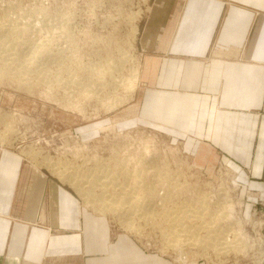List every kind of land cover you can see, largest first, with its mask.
Masks as SVG:
<instances>
[{
	"label": "rangeland",
	"instance_id": "1",
	"mask_svg": "<svg viewBox=\"0 0 264 264\" xmlns=\"http://www.w3.org/2000/svg\"><path fill=\"white\" fill-rule=\"evenodd\" d=\"M152 1L0 0V23L5 20L3 24L31 22L35 24L36 18L40 23H44V27H41L43 29L37 31L35 36L31 35V38L35 41L38 39V43L50 39L48 43L52 42L49 45L51 50L45 53L51 55L53 54L51 51H54V54L61 52V55H65V63L60 65V69L64 70V67L69 69L68 73H72L69 75L72 81L80 78L84 85L92 75L97 81L98 74L106 68L109 59L112 60L114 67L124 65L119 71L120 75L118 74L120 79L117 77L118 95L104 94V96L109 95V99H113L111 100L113 104H110L112 108L109 107L110 110H107L101 105L100 108L94 109L93 101L85 98L86 102L84 99L81 100L78 89H74L75 85L77 87L76 83L66 85L67 91H64L62 85L47 88L42 83L36 84L35 79L30 80L32 85L30 82L20 84L19 79L22 76L17 80L19 73L10 70L7 66L11 61L9 57L0 61V148L17 153L25 163L39 167L49 178L70 191L84 207L97 216L105 217L112 239L119 234L127 235L142 248L144 253L155 255L159 264H164L163 261L165 264H264V225L262 227L259 225L264 222V200L261 199L259 191L241 182L247 181L244 171H241L238 165V167L231 165V160L226 157L216 162L200 164L195 162L193 156L185 149L183 140L173 139L171 134L165 131L142 124L136 115L139 112V105L136 102L143 87L141 81L143 55L139 38ZM58 15L68 21L66 28L49 27L50 23L57 22L55 18L60 20ZM63 22L64 20L60 21L62 24L66 23ZM4 26L0 28V39L7 40L4 38L5 35L2 38V34L8 30L7 25ZM134 27L137 28L136 32ZM22 30L17 31L14 37H10L9 43L8 41L3 43L5 51L13 43L16 46L17 42L15 44L14 39L25 37L28 30L25 28ZM46 32L51 35H47ZM10 51L11 49L8 52ZM124 55L125 61H122ZM3 66L6 67L5 70ZM87 68L88 71H85ZM96 68L97 70L100 68V72ZM134 70L140 72V86L135 91L122 90V81H127V78L129 81ZM27 84L30 85L27 87ZM72 86L75 94L72 99L78 98L80 104L82 101V105L87 107H84L87 109L84 113L71 107L67 101L71 98L69 88ZM117 96H124L127 101L116 105ZM112 153L120 161L115 160ZM46 158L52 161V165L56 162L61 168L58 164V166L49 164L50 167L46 165L48 164ZM123 163L126 167L120 169ZM106 166L112 169L115 167L116 170L109 174L108 189L97 188L95 197L106 191L103 196L115 198L116 194L122 193L126 180L129 189H132L135 186L134 178H138L140 172L141 175L149 178H145L147 183L158 185L157 187L163 189L166 187L159 193L162 194L161 196L165 194V199L160 200L162 204L159 201L158 207L160 208L164 201L167 215L164 214L166 211L157 210L143 218L138 215L140 218L135 220L129 221L128 217L129 222L133 221L136 226L141 225L143 230L139 231L141 233H136L134 227L135 232L125 231L117 217L109 211H104L105 209H100L98 204L92 203L90 200L93 198L92 195V198L90 196L88 199L87 193L78 191L79 187H76L75 179L72 182L66 180V175L72 174L75 169H79L80 177L85 178L87 173H90V168H106ZM152 169L167 174L154 177L149 172ZM56 170L65 171L61 173ZM237 171L239 173H236ZM163 178L169 181L162 182ZM94 184L95 182L92 181L91 186ZM83 186L86 188L87 183ZM115 187L117 189L114 191ZM99 200L101 198L95 202L98 203ZM109 201L111 202V199ZM221 211L223 214L219 216ZM171 214H174L178 220L171 222L169 219ZM197 214L202 217L200 222L195 218L198 217ZM161 218L165 221L163 219L161 221ZM155 219H158V222ZM211 220H216V227L207 229V224ZM196 222L199 223L194 225L193 223ZM186 223L189 226L181 231L180 228ZM211 234L214 235V240ZM187 237L197 240L199 238L197 244L200 245L196 243L190 245V239L187 240ZM212 242L214 244L209 245ZM176 245L177 248L174 247Z\"/></svg>",
	"mask_w": 264,
	"mask_h": 264
},
{
	"label": "crops",
	"instance_id": "2",
	"mask_svg": "<svg viewBox=\"0 0 264 264\" xmlns=\"http://www.w3.org/2000/svg\"><path fill=\"white\" fill-rule=\"evenodd\" d=\"M139 46L140 122L183 140L199 164L228 158L264 200V0H153ZM0 264L159 261L0 148Z\"/></svg>",
	"mask_w": 264,
	"mask_h": 264
},
{
	"label": "bare ground",
	"instance_id": "3",
	"mask_svg": "<svg viewBox=\"0 0 264 264\" xmlns=\"http://www.w3.org/2000/svg\"><path fill=\"white\" fill-rule=\"evenodd\" d=\"M60 16V17H59ZM58 17L60 18V20H58V19H56L55 18V20H57V22L55 23H50V25H49V27H53V28H59V27H61V26H63V28H66L67 27V23H68V21L66 20V19H61L62 18V16L61 15H58ZM61 20H64V22H66V23H64V24H62V23H60V21ZM66 20V21H65ZM3 22H1L0 23V28L2 27V26H4V25H7V27H6V29H11L10 31H8V30H6L5 31V33H3L2 34V38H3V36H4V38L5 39H7V40H2V39H0V61H3V59H8V57H9V59L11 60L10 62H9V65H7L9 68H10V70H16V72H18L19 73V76H17L16 77V79L17 78H19V77H21L19 80H21V83L20 84H22V83H25V82H30V80H32V79H35V83L36 84H38V82L39 83H42V84H44V85H46V87L47 88H53L54 86H58V85H62L63 86V88H64V91L66 90H68V89H66V85L68 86V84H71L72 85V83H76L77 84V87H76V85H75V90L76 89H78V93H80V97L82 98L81 100H83L84 98L85 99H88V100H90V101H93L95 104H93V107H94V109H98V108H100L99 106L101 105V106H105V109L107 108V110H110L112 107H110L111 105L110 104H113V103H111V100H113V99H109V95L108 96H104V94L106 93H108V94H112V95H118L117 93H118V89H119V82H118V80H117V77H118V74H119V71L123 68V66L121 65V64H119V65H121V66H116V67H114V65H113V62H112V60L111 59H109V60H107V65H106V68H104V70H102L103 68H101V70H102V72L101 73H99L98 75H99V79L96 81L95 79H93V75L92 76H90L89 77V79H88V81L87 82H85V84L84 85H82V81H80V80H82V79H80V78H78L79 80H77V78H75V79H73V81H72V78H70V76L69 75H72V73L70 74V73H68V72H70L69 71V69H67V68H65L64 67V70L63 69H60V65L62 66L63 65V63H65L64 62V60H65V55H61L62 53L61 52H59V54L58 53H56L55 52V54H54V51H51V52H53V54H51V55H47L46 53H45V51H47V50H49L50 48H49V45H50V43H52V42H50V43H48V41L50 40H48V39H45V40H42V41H40L39 43L37 42L38 41V39H37V41H35L34 39V41L32 40V38H31V35H34L35 36V34L37 33V31H41L43 28H41V27H44V23L43 22H39L40 20L38 19V18H36V23L34 24V23H18V24H14V23H11V24H3V23H5L4 21L5 20H2ZM28 21V20H27ZM30 21V20H29ZM28 21V22H29ZM43 21V20H42ZM51 21V20H50ZM49 21V22H50ZM47 24H48V22H47ZM66 24V25H65ZM69 24V23H68ZM45 25H46V23H45ZM66 26V27H65ZM137 26V25H136ZM47 27V26H46ZM4 28H5V26H4ZM27 29L28 31L26 32V35H25V37H23V38H21V37H18L17 39H14L15 41H13V42H15V44H16V42H17V44H16V46L14 45V43L12 44V45H10V46H8V47H10V48H8L7 47V45H6V47H7V49H6V51H5V45L3 44L5 41H8V43H9V40L8 39H10V37H14V35H15V33L18 31V32H21L20 30H22V29ZM62 29V28H61ZM136 27H134V31L136 32ZM66 30V29H65ZM23 31V34H24V30H22ZM55 31V30H54ZM53 31V32H54ZM64 31V30H63ZM52 32V33H53ZM43 33V32H42ZM47 33V35H51L50 33H48V32H46ZM55 34V33H54ZM46 35V34H45ZM0 36H1V34H0ZM18 36V35H17ZM16 36V37H17ZM37 37V36H36ZM51 37V36H50ZM58 39V38H57ZM17 40V41H16ZM31 40H32V42H31ZM54 40V39H53ZM59 40V39H58ZM11 42V41H10ZM32 44H31V43ZM35 42V43H34ZM31 44V45H30ZM13 45H14V47H13ZM34 48V49H33ZM56 48V47H55ZM11 49V51L10 52H8L9 50ZM51 50V49H50ZM3 52H5V53H3ZM7 52V53H6ZM48 52V51H47ZM50 52V51H49ZM48 52V53H49ZM12 53H13V55H12ZM45 53V54H44ZM61 53V54H60ZM14 54H17V55H14ZM38 54H40V55H38ZM41 54H43V55H41ZM56 54H58V55H56ZM8 61V60H7ZM122 61H125V55L122 57ZM5 63V66H6V62H4ZM3 63V64H4ZM120 63H121V60H120ZM2 64V65H3ZM7 64H8V62H7ZM100 64V63H99ZM1 65V66H2ZM88 65V64H87ZM5 66H3L4 67V70H5ZM94 66H96V65H94ZM70 67V66H69ZM100 67V66H99ZM1 68V67H0ZM89 68V67H88ZM88 68L87 69H85V71H88ZM98 68V67H97ZM97 68H96V70H97ZM84 69V68H83ZM92 69V68H91ZM93 69H94V67H93ZM92 69V71H94ZM3 70V69H2ZM1 70V71H2ZM4 70H3V72H4ZM70 70H71V68H70ZM9 71V70H8ZM97 71H99L100 72V68L97 70ZM9 72H11V71H9ZM80 72V71H79ZM131 72V71H130ZM133 72V74H132V76L130 77V80L128 81V78H127V81L126 80H124V81H122L123 82V88H122V90H125V91H135V89H137L139 86H140V75H139V73L140 72H138L137 70H134V71H132ZM3 74V73H2ZM5 74V73H4ZM8 74H10V73H8ZM7 74V75H8ZM15 74V73H14ZM13 74V75H14ZM75 74V73H74ZM97 74V73H96ZM11 75V74H10ZM88 76H89V73L87 74ZM120 75V74H119ZM0 76H1V74H0ZM3 76V75H2ZM9 76V75H8ZM16 76V75H15ZM33 76H34V78H33ZM122 76V75H121ZM120 76V77H121ZM11 77V76H10ZM106 77H108V78H106ZM29 78V79H28ZM83 78V77H82ZM85 78V77H84ZM88 78V77H87ZM97 78V77H96ZM119 78V77H118ZM125 78V77H124ZM1 79V78H0ZM120 79V78H119ZM18 80V79H17ZM29 80V81H28ZM83 81H84V79H83ZM19 82V81H18ZM17 82V83H18ZM31 83V85H32V81L30 82ZM30 84H27V87L29 86ZM81 85H82V87H81ZM24 86V85H23ZM21 87V86H20ZM26 87V86H25ZM58 88V87H57ZM28 89V88H27ZM29 89H31V88H29ZM28 89V90H29ZM47 90H49V89H47ZM50 91V90H49ZM69 94L71 95V98L70 99H68L67 101L70 103V106L71 107H74V108H76V109H78L80 112H82V113H84L87 109H85L84 107H86L85 105L83 106L82 105V101H81V104L79 103V101H78V98H77V100H73L72 99V97H74L73 96V86L71 87V88H69ZM68 94V95H69ZM77 94V93H76ZM70 95H69V97H70ZM75 95V94H74ZM85 99H84V102H86L85 101ZM126 100V98L124 97V96H117V98H115V102H116V105H120V104H123V103H125L124 101ZM127 101V100H126ZM90 106V105H89ZM90 107H92V106H90ZM92 107V108H93ZM109 107H110V109H109ZM87 108V107H86ZM102 108H104V107H102ZM90 111V110H89ZM94 111V110H93ZM91 112H92V110H91ZM5 118H7V117H5ZM7 128V127H6ZM66 134V133H65ZM118 144V143H117ZM125 146V145H124ZM117 147V146H116ZM120 147V146H119ZM31 149H32V147H30ZM124 150H125V148H124ZM29 152V151H28ZM30 152H32L31 150H30ZM37 153V152H36ZM35 153V154H36ZM118 153V152H117ZM112 155H113V153H112ZM118 155V154H117ZM33 156H35L34 154H33ZM37 156V155H36ZM35 156V157H36ZM114 156V155H113ZM158 156V155H157ZM82 157V156H81ZM110 157V156H109ZM108 157V158H109ZM115 157V156H114ZM128 157H130V156H128ZM110 158H113V157H110ZM116 158V157H115ZM90 159V158H89ZM119 159V158H118ZM117 158L115 159V160H118ZM128 159V158H127ZM142 159V158H141ZM152 159V158H151ZM114 160V161H115ZM140 160V159H139ZM45 161H46V163H48V164H46V165H49V164H51V162L52 161H49L47 158L45 159ZM57 161V160H56ZM119 161H120V159H119ZM55 164L54 165H56V166H58L59 164L58 163H56V162H54ZM65 163V162H64ZM68 163V162H67ZM66 163V164H67ZM105 163V162H104ZM125 163V162H124ZM123 163V166L120 168V169H124V167H126V165ZM58 164V165H57ZM62 164V163H61ZM114 164H115V162H114ZM117 164H119V163H117ZM142 164V163H141ZM153 164V163H152ZM52 165V164H51ZM51 165H49V167L51 166ZM54 165H52V166H54ZM65 165V164H64ZM103 166V165H102ZM109 166V165H108ZM108 166H106V168H103V167H98V168H90L91 170H90V173L88 174L87 173V175L85 176V178H82V177H80V171H79V169H75L73 172H72V174H67L66 175V180H68V181H70V182H72L74 179H75V181L77 182H75L74 181V183H76V187H79L78 188V191L79 192H85V193H87V197H88V199H89V197L92 195L93 196V198H92V196H91V198L92 199H90L91 201H92V203H95V204H98V207L100 208V209H105L104 211H109L112 215H114L115 217H117L119 220V222L124 226V229H125V231L126 230H129V231H133V232H135L136 231V233H141V232H139L141 229L143 230V228L141 227V225H138V226H136L135 224H134V222L133 221H131V222H129L131 219H139L140 217L139 216H142V218L144 217V216H150L149 214L150 213H152V212H154V211H156L157 212V210H159V211H161V212H164V211H166L167 209L165 208V206H164V201H163V205L159 208L158 207V203H159V201L161 200H164L165 199V194L163 195V196H161L159 193L161 192V190L163 189L162 187H157V186H155V185H151V184H149V183H147V181H145V178L147 179L148 177L146 176V175H141L140 174V172H139V177L137 178L136 176V178H134V179H136L135 180V186L134 187H132V189H129V183L127 182L128 180H126L125 182V186H123L124 187V189H123V187L122 188H120L121 186H119V188L120 189H123L122 190V193L120 194V192H119V195H122V196H119V195H117L116 193V196H114L115 198H111V197H107V196H103L104 195V193H106V191H104L103 193H102V195H99L98 197H95V196H97L96 194H95V191L97 190V188H99L100 190H106V189H108L107 188V186H108V182H109V174L110 173H112V171H114V170H116V168L114 167L113 169L112 168H109ZM143 167H144V164L142 165ZM58 167H60L61 168V165H59ZM71 167V166H70ZM81 167V166H80ZM76 168H79V167H76ZM53 170L55 169V168H52ZM51 169V170H52ZM59 169V168H58ZM151 169V168H150ZM147 170V169H146ZM56 171H58V172H61V173H63L65 170H56ZM87 171V170H86ZM83 172V171H82ZM135 172V171H134ZM145 172V171H144ZM154 177H156V176H160V175H166L167 173L166 172H159L158 170H154V169H152V171H149ZM114 173V172H113ZM116 173V172H115ZM114 173V174H115ZM142 173V172H141ZM162 173V174H161ZM83 174V173H82ZM145 174V173H144ZM84 175V174H83ZM113 175V174H112ZM111 175V176H112ZM149 175V174H148ZM82 176V175H81ZM168 176V175H167ZM170 176V175H169ZM62 177V176H61ZM78 177H79V179H78ZM131 177V176H130ZM65 178V177H64ZM132 178V177H131ZM170 178V177H169ZM61 179V178H60ZM120 179V178H119ZM129 179V178H128ZM133 179V180H134ZM149 179V178H148ZM83 181L82 183L80 182V181ZM111 180V179H110ZM164 180H166V181H169L167 178H163V179H161V181L162 182H164ZM92 181H94L95 182V184H94V186H91V182ZM66 182V181H65ZM112 182H114V181H112ZM119 182V181H118ZM161 182V183H162ZM85 183H87V186H86V188H84V186H83V184H85ZM105 184H107V185H105ZM132 184H133V181H132ZM75 187V186H74ZM87 187H89V188H87ZM101 187V188H100ZM115 189H117V187H115L114 188V191H115ZM164 189H166V187H164ZM163 189V190H164ZM169 189V188H168ZM163 192V191H162ZM82 194V193H81ZM113 194V193H112ZM218 194V193H217ZM149 196V198H147ZM217 196V195H216ZM98 198H101V200H99V201H97L98 203H96L95 201L96 200H98ZM85 199V198H84ZM108 199V200H107ZM111 199V202L109 201ZM167 199V198H166ZM219 199V198H218ZM217 199V200H218ZM91 201H90V203H91ZM161 201H160V204H162L161 203ZM166 201H168V200H166ZM209 202V201H208ZM226 202V201H225ZM167 203V202H166ZM209 203H211V201L209 202ZM229 203V202H228ZM155 204H156V206H155ZM227 204V203H226ZM231 204V203H230ZM224 205V204H223ZM96 206V205H95ZM222 206V205H221ZM225 206V205H224ZM223 206V207H224ZM231 206H232V204H231ZM230 206V207H231ZM227 207V206H226ZM228 207H229V205H228ZM227 207V208H228ZM98 208V209H99ZM220 207H218V209H219ZM222 208V207H221ZM182 209V208H181ZM184 209V208H183ZM193 209V208H192ZM185 210V212H186V209H184ZM177 211H178V209H177ZM173 212V211H172ZM180 212V211H179ZM210 212V211H209ZM226 212V211H225ZM158 213H160V212H158ZM206 213V212H205ZM217 213V212H216ZM227 213V212H226ZM163 214V213H162ZM165 215H167V211H166V213H164ZM179 214V213H178ZM183 214V213H182ZM181 214V215H182ZM204 214V213H203ZM206 214H208V213H206ZM218 214V213H217ZM223 214V212L221 211V214H219V216L220 215H222ZM139 215V216H138ZM197 216H198V214H197ZM200 216V215H199ZM195 217L196 219H198L197 221H199L200 219H202V217L200 216V217ZM228 216V215H227ZM128 217L130 218L129 219V221H128ZM154 217H156V216H154ZM159 217V216H158ZM161 217H163V216H161ZM183 217V216H182ZM157 218V217H156ZM151 219V218H150ZM149 219V220H150ZM162 219L164 220V218H161L160 220L162 221ZM166 219V218H165ZM169 219H171L170 221L171 222H173L174 220H176L177 219V217L173 214H171V217H169ZM168 219V220H169ZM185 219V218H184ZM188 219V218H187ZM191 219V218H190ZM217 219V218H216ZM147 220V219H146ZM148 220V221H149ZM156 220V219H155ZM158 220V219H157ZM156 220V221H157ZM178 220V219H177ZM204 220V219H203ZM207 220V219H206ZM222 220H223V218H222ZM128 221V222H127ZM154 221V220H153ZM165 221V220H164ZM144 222V221H143ZM151 222V221H150ZM158 222V221H157ZM169 222V221H168ZM186 222V221H185ZM200 222V221H199ZM199 222H196V223H193L194 225L195 224H197V223H199ZM222 222V221H221ZM164 223V222H163ZM167 223V222H166ZM219 223V222H218ZM227 223V222H226ZM228 223H229V220H228ZM140 224V223H139ZM154 224V223H153ZM161 224V223H160ZM168 224H170V223H168ZM188 224L189 225H192L191 224V222H188ZM205 224H207V223H205ZM204 224V225H205ZM215 224H217L216 223V220H211L208 224H207V229H209V228H212V227H214L215 226ZM224 224V223H223ZM255 224V223H254ZM144 225V224H143ZM150 225H151V223H150ZM189 225H187V223L185 224V225H182V227L180 228L181 229V231H184ZM204 225H203V227H204ZM260 225V227H262L263 225H264V222L262 223V224H259ZM122 226V227H123ZM154 226V225H153ZM162 226V225H161ZM170 226V225H169ZM168 226V227H169ZM226 226H227V224H226ZM256 226H257V223H256ZM134 227H136L134 230H133V228ZM209 227V228H208ZM216 227V226H215ZM229 227V226H228ZM195 228V227H194ZM224 228V227H223ZM164 229V228H163ZM201 229V228H200ZM220 229H221V227H220ZM141 230V231H142ZM165 230V229H164ZM223 229H221V231H222ZM169 231V230H168ZM167 231V232H168ZM170 232V231H169ZM192 232H193V230H192ZM135 234V233H134ZM170 234V233H169ZM219 234V233H218ZM194 236V235H193ZM211 236L213 237V240H214V235L213 234H211ZM216 236V235H215ZM170 238H171V236H170ZM187 240L188 239H190V241H189V243H190V245H191V243H196L197 244V242H198V240H200L199 238H198V240L196 239V238H190V237H187L186 238ZM207 239V238H206ZM217 239H219V238H217ZM185 242H187V241H185ZM214 242V241H213ZM211 243V244H209V245H212V244H214V243ZM217 242V241H216ZM226 242V241H225ZM217 243H219V242H217ZM173 244V243H172ZM171 244V245H172ZM187 244V243H186ZM197 245H200V244H197ZM204 245V244H203ZM205 246V245H204ZM175 248H177L178 247V245H176V246H174ZM216 247V246H215ZM179 249V248H178ZM225 251V250H224ZM216 252V251H215ZM222 253V252H221Z\"/></svg>",
	"mask_w": 264,
	"mask_h": 264
}]
</instances>
